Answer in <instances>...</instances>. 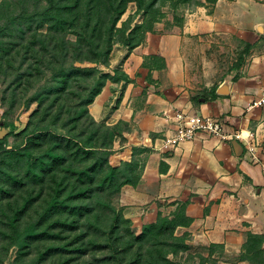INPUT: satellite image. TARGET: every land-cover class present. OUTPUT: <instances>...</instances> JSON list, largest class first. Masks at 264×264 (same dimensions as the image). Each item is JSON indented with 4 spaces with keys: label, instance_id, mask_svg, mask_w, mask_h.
Here are the masks:
<instances>
[{
    "label": "trees",
    "instance_id": "trees-1",
    "mask_svg": "<svg viewBox=\"0 0 264 264\" xmlns=\"http://www.w3.org/2000/svg\"><path fill=\"white\" fill-rule=\"evenodd\" d=\"M205 1L214 4L217 0ZM129 2L136 4L137 13L144 14L143 21L133 23V15H129L119 26ZM191 2L203 5L200 0L0 1V127L7 129L0 138V205L29 173L36 180L42 179L44 173L52 171L53 163L69 162L65 174L59 176L57 192L66 177L74 180L73 187L59 200L68 210L64 222L42 225L46 214H40L36 220L22 225L20 217L25 207H10L9 213L5 208L0 215V243L2 249L15 246L19 252L10 264H41L45 254L57 258L49 264H63L68 259L65 253L73 252L75 259H82L81 264H175L174 257L188 251L189 234L176 233L178 227L187 226L192 220L187 215L180 219L184 207L175 208L169 216L158 212L155 220L144 224L139 233L114 208L110 209L112 214L105 225L100 224L98 216L95 222H86L85 230L84 223L75 215L84 216L96 207H110L99 198V193L118 192L122 185H134L137 181L130 173L132 160L118 166L111 165L109 160L114 140H123L128 123L108 125L96 121L88 108L107 81L128 82L130 78L118 67L111 74L98 65H109V55L117 42L128 50L138 46V30L153 29L155 22L165 16L159 5L169 3L176 8ZM173 19L181 24L183 16L173 15ZM253 45L244 42L237 68L244 60L243 54H248ZM153 56L161 61L157 67L166 66L157 49ZM237 77L238 74L233 79ZM216 89L213 85L211 92L203 96L204 101L217 98ZM191 100L200 102L198 95ZM33 103L37 105L32 114L36 118L30 117L16 131L15 120ZM59 130L61 134L54 133ZM46 142L49 143L42 151ZM50 226H59L48 234L58 240L44 247L45 251L40 249L31 260L21 258L20 254H27L33 243L50 233ZM88 235L91 236L86 241ZM263 243L264 233L247 231L245 246L249 256L243 254L240 260L264 264ZM93 249L107 252L93 261L85 257Z\"/></svg>",
    "mask_w": 264,
    "mask_h": 264
},
{
    "label": "crops",
    "instance_id": "crops-1",
    "mask_svg": "<svg viewBox=\"0 0 264 264\" xmlns=\"http://www.w3.org/2000/svg\"><path fill=\"white\" fill-rule=\"evenodd\" d=\"M197 7L186 16L184 32L235 33L253 43L252 50L262 41V53H251L236 79L218 81L217 98L195 103L184 93L176 95L182 64L179 47L173 43L179 37L162 35L157 51L164 56L166 66L150 70L154 71L150 78L149 69L142 65L140 45L129 51L115 45L110 71L121 67L130 81H107L88 108L96 121L128 123L123 141L114 140L110 155L112 165L133 161L136 156L141 164L139 183L121 189L126 216L134 217L142 227L164 209L163 197L190 198L187 211L192 221L183 228L190 231L192 241L227 246L229 240L240 239L242 231L264 233V104L248 108L264 86V11L254 19L242 16L246 7L255 11L263 8L264 0H217L211 13ZM123 51H128L125 57ZM176 110L219 118L227 130H250L260 161L250 160L244 144L239 142L242 149L236 153L232 142L205 133L175 147L164 146L162 138L176 127L170 118ZM146 198L151 200L143 205Z\"/></svg>",
    "mask_w": 264,
    "mask_h": 264
},
{
    "label": "rangeland",
    "instance_id": "rangeland-1",
    "mask_svg": "<svg viewBox=\"0 0 264 264\" xmlns=\"http://www.w3.org/2000/svg\"><path fill=\"white\" fill-rule=\"evenodd\" d=\"M200 1L203 2L202 3L203 5L196 4L195 2L180 4L176 8H172L169 5V3L159 5L160 12H164L165 16L159 19V21L155 22L153 29L147 30L146 28H143L141 30H138L135 38L141 39L140 40L141 43L139 44L140 45L139 50L143 53L142 65L149 69L148 76L150 78L154 72V71L151 72L150 70L161 69L157 67L161 64V61L155 59L153 56L157 49L156 43L159 40V37L164 35L168 39L170 35L178 36L179 38L174 39L173 44L179 47V55L182 64V72H180V74L182 76L181 75L178 76V79L180 78V82L178 83L179 84L177 86L178 88H176V92L178 91L176 95L178 96L184 93V96H187L189 100H191V98H193L194 96L198 95L199 100L201 102L204 101L203 96L206 95L208 92L210 93L211 87H213V85L217 86L219 80H221L224 77L233 78V76L237 74L240 75L241 74L240 70L247 64V58L249 57V55L251 53H255V55L262 53V41L257 44L255 49L253 50L251 49L248 54H243L244 60L242 61L241 65L237 68L236 63L238 62V58L241 56V50L245 42L241 37L231 32L206 31V32L188 33L183 31V24L186 16L191 11L197 10L198 8L197 6H203L204 10L207 13H211L213 11L214 4L207 3L205 0H200ZM263 8L261 7V9L255 11L254 9L249 10V8L246 7L242 9L244 10V12H242V16H244L245 20L254 19L256 16L261 17L263 16V11H264ZM129 15H133V23L142 22L144 18L143 13L136 12V4L134 2H129L127 4L125 12L122 14L118 22V25L121 26V22L127 19ZM173 15L183 16V20L181 21V24L175 19H173ZM117 44L121 45L120 42H117L113 45V48ZM169 44L171 43L168 42L167 46H169ZM113 48L109 55V65L111 59L115 57V54L112 55ZM128 51L126 52L123 51L122 55L125 57ZM118 53L119 52H117L116 54L118 55ZM84 64L86 65L88 63H84ZM109 65L104 66L99 64L98 66L103 71L113 74L114 68L112 69L111 72L110 71L111 67H109ZM118 68L122 70L121 67ZM172 90H175V88L173 87ZM36 109H37V105L33 103L28 110L21 112L19 114V116L15 120V124L17 127L16 131L23 128L30 117H35L32 114ZM46 117L47 119L50 118L49 115H47ZM6 132L7 129L0 127V136L1 135L3 136ZM54 133L61 134L62 132L61 130H59V131H55ZM209 136L212 137V135ZM48 143L49 142H46L45 145L41 148L42 151L43 148L48 145ZM137 158L139 157L136 156L135 159L133 158V163H134L133 170L130 172L131 176H133V180L134 179L136 180L137 178L136 184L134 185H137L140 181L139 173L141 170L140 169L141 164ZM31 160L33 161V158H31ZM68 163L69 162L63 164L61 163L60 165L59 162L56 164L53 163L54 168H52V171L44 173L43 178L39 180H36L34 177H31L29 173L26 176V179L21 186L14 187V189L17 188L14 191V194L10 196L9 199L6 198L3 199V201H1L0 215H2L5 212L4 211L5 208H6V212L9 213L10 211H12L11 209H9L10 207H14V208L25 207L24 213L20 217V223L22 225L27 224L29 221L36 220V218L40 214H46V219L43 221L44 223L42 222V225L47 226L50 222L52 223L55 221L57 223L59 222V220L63 222L66 221L68 218L67 216L68 210H65L63 208V204L60 203L59 200L61 201L62 198L64 197L63 195H65V193L68 192L70 187H73L74 180H71V178L67 179L66 177L61 186V191L57 192L56 189L57 188L59 189V176H63L65 174V170H66L65 168L68 166ZM118 165H113V166H118ZM124 185H122V187ZM121 189L118 192L117 191L110 192L106 190L105 192L98 194L99 198L102 201L103 200L106 201L110 207L108 208L105 206H101L99 208L96 207L92 211H86V212L84 211L85 212V213L83 212L84 216L78 214L75 215V217H78L81 220L82 224L84 223L82 230H85V227L87 226L86 223L87 221L89 223H93L95 222L94 220L98 216H99L98 221H100V224L105 225L109 221L112 214L111 213L112 211L110 209L114 208L116 211L122 213V215L125 218L129 219L131 223V227L135 233H139L141 231L142 227H139L138 225L139 222L135 220L134 217L130 218L126 216L125 204L121 200ZM148 199L149 198L145 199L146 202L143 205H146L147 203L150 202L151 199L150 200ZM6 200H8L7 203ZM154 201H156L157 203L159 202L158 199H154ZM138 202L139 205L141 202L140 201ZM189 202H190V198L181 201L171 196L163 197V201H161V205L163 206L164 209L158 212H160L163 215L169 216L171 212L175 210V208L179 209L180 207H184V210L181 209L182 211H184V213H181L183 215H180V219H182L183 216L185 215L189 216L187 211V206ZM127 204L128 206L135 205V204L131 205L129 203ZM183 227L187 228V226H180L176 229V233L182 234L183 232H187L189 234L187 240V244L189 245V248L188 251L174 257L175 264H203V263L204 264H247L246 261L240 260V257L243 254L248 255L246 251L247 249L245 246V242L247 241V231L249 230L242 231L243 234H241L240 239L229 240V242H227V246H225V243L193 242L190 231L185 230V228ZM53 229L57 230L59 229V226ZM53 229L52 226H50L49 227L50 233H46L44 235L46 238L43 236L44 238L42 237L38 241L33 243L29 252L27 254L25 253L20 254V257L27 261L31 260V258H33L34 255L39 253L40 249L44 250V247L49 246L50 242H54L58 240L56 239V237H52L51 235H48L54 232ZM69 234L71 236L73 235V232ZM90 236L91 235H88L85 240L88 241ZM60 242L61 241L59 240V243ZM4 245L7 246L8 243H4L3 246ZM247 245L249 246V244ZM263 248H264V243H263ZM0 251H3L0 253V264H10V261L15 256H17V254H19L15 246L2 249L1 243H0ZM106 252L107 251L105 250L96 251L93 249L89 251L85 255V257L88 259H93L94 261V259L96 260L99 256H104ZM65 255L67 256L68 259L63 264H81L82 259L81 258L75 259L76 256L75 252L65 253ZM56 259L57 258L54 257L53 254H45L43 257H41L40 263L49 264L50 262Z\"/></svg>",
    "mask_w": 264,
    "mask_h": 264
},
{
    "label": "built area",
    "instance_id": "built-area-1",
    "mask_svg": "<svg viewBox=\"0 0 264 264\" xmlns=\"http://www.w3.org/2000/svg\"><path fill=\"white\" fill-rule=\"evenodd\" d=\"M262 104H264V86L258 97L250 101L248 108L258 107ZM170 118L176 124V127L171 134L162 138L164 146L175 147L183 141L193 139L199 133H206L223 141H236L244 144L249 158L254 162L260 161L259 153L256 150L257 143L252 132L248 129L227 130L219 118L188 113L182 110H176Z\"/></svg>",
    "mask_w": 264,
    "mask_h": 264
},
{
    "label": "water",
    "instance_id": "water-1",
    "mask_svg": "<svg viewBox=\"0 0 264 264\" xmlns=\"http://www.w3.org/2000/svg\"><path fill=\"white\" fill-rule=\"evenodd\" d=\"M1 137H2V135L0 136V138H1ZM232 143H233V146H234V149H235L236 153H239L240 150L242 149L241 144H239V142H236V141H234V142H232Z\"/></svg>",
    "mask_w": 264,
    "mask_h": 264
}]
</instances>
